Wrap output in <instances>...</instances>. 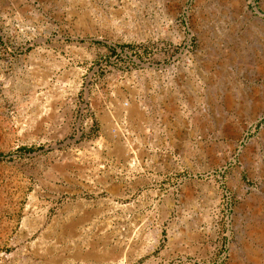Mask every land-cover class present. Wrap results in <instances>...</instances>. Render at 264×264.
<instances>
[{
  "label": "rangeland",
  "instance_id": "obj_1",
  "mask_svg": "<svg viewBox=\"0 0 264 264\" xmlns=\"http://www.w3.org/2000/svg\"><path fill=\"white\" fill-rule=\"evenodd\" d=\"M0 264H264V0H0Z\"/></svg>",
  "mask_w": 264,
  "mask_h": 264
}]
</instances>
